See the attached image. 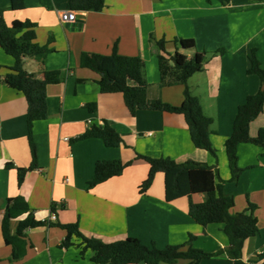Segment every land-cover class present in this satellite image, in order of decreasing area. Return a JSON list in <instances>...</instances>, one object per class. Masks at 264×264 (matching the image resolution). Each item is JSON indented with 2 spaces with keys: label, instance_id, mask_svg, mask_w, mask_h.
Instances as JSON below:
<instances>
[{
  "label": "crops",
  "instance_id": "crops-1",
  "mask_svg": "<svg viewBox=\"0 0 264 264\" xmlns=\"http://www.w3.org/2000/svg\"><path fill=\"white\" fill-rule=\"evenodd\" d=\"M25 1L24 9L13 10L11 0H0L6 23H35L36 42L42 46L49 43L53 49L42 61L26 58L25 69L37 80L44 79V70L62 71L66 78L47 88L48 118L36 121L33 127L38 166L27 173L19 187L17 168H28L32 163L28 104L21 92L4 83L15 61L0 48V209L9 199L21 196L36 219L48 221L56 205V222L78 221L85 236L105 243L135 237L160 249L187 244V249L191 246L213 254L229 246L224 226L204 228L196 223L189 215L187 198L168 202L162 173L146 192H140L150 166L136 159L138 154L194 161L218 171L224 193L235 198L232 213L247 210L249 203L257 206L259 233L246 240L243 260L264 264V149L252 143L239 145L242 173L237 182L231 181L225 149L239 107L261 89L260 78L248 70L253 51L264 68V0H229L227 4L218 0H105L101 12L76 11V20L67 22L61 16L71 10L68 0ZM176 38L194 39L196 48L184 50ZM160 40H165L168 55L181 52L192 58L196 53L205 54L202 72L193 75L188 86L213 120L215 134L210 139L218 157L194 146L183 115L139 110L133 117L122 93L104 81L105 74L91 67L97 66L115 80V56L136 60L134 72L128 74L129 85L145 82L148 99L180 106L185 86L161 84ZM104 121L121 135L124 145L107 147L99 138L76 140L91 126L102 127ZM262 128L264 109L251 125V136L256 137ZM102 160L132 164L121 176L90 189L96 163ZM206 200L205 194L193 197L196 203ZM2 219L1 214L0 264H94L91 253L82 258L76 246L61 248L66 230L48 225L27 231V254L14 261L12 248L6 246L2 235ZM17 225V221L12 222V233ZM190 235L195 239L188 243ZM200 264L234 262L219 255Z\"/></svg>",
  "mask_w": 264,
  "mask_h": 264
},
{
  "label": "trees",
  "instance_id": "trees-1",
  "mask_svg": "<svg viewBox=\"0 0 264 264\" xmlns=\"http://www.w3.org/2000/svg\"><path fill=\"white\" fill-rule=\"evenodd\" d=\"M212 0H208L211 2ZM227 4L229 0H218ZM68 8L74 11L101 12L105 8V0H68ZM26 7L25 0H11L13 10H22ZM37 25L31 21H15L8 25L4 19V11L0 9V48L14 58V66L9 68L5 75L4 83L21 92L28 104L27 128L28 141L32 155V163L28 168H17L18 185H23L26 175L38 166L37 146L33 138V127L36 121L48 118L47 88L49 85L64 82L66 75L62 71L44 70V79H33L25 69V59L34 58L44 60L53 49L47 45L36 42ZM178 44L184 50H194V39L176 38ZM51 43V42H50ZM165 40L158 41L160 80L163 86L181 84L185 86L184 102L180 106H174L161 100H150L146 96L145 82L141 86H130L128 74L134 72L136 60L125 57H114L116 65V79H111L97 66L91 67L104 75L106 83L113 84L123 95L124 102L130 114L134 117L139 110H155L172 114H180L185 117L191 140L197 149L206 150L218 157V152L211 142L213 120L203 110L198 97L194 96L188 86L189 79L196 73L202 72L205 54L196 53L192 58L176 52L168 55L165 50ZM251 67L249 74H255L260 78L261 89L249 96L246 103L238 109L231 137L225 142L231 170V181L237 182L242 173L238 166V147L240 144L252 143L264 149V128L260 129L256 137L250 134L252 123L260 116L264 109V68L256 57L255 51L250 56ZM143 64L140 63L142 69ZM1 71V66H0ZM1 77V76H0ZM94 110V105H89ZM99 138L107 147H120L124 145L121 135L107 121L102 127L91 126L80 139ZM136 159L148 162L150 168L146 180L140 186V192H146L154 182L157 174L165 177L166 200L172 202L181 198L189 200V215L199 225L206 228L210 224H222L223 231L229 239L226 249L210 254L193 247L184 245H168L162 249L155 244L146 245L140 239L128 237L112 243H105L100 239L87 237L81 230L79 222L61 224L56 221H41L36 219L28 202L21 196L11 198L6 207L1 210L2 235L6 246L12 248V259H23L30 247L27 239V231L41 226L59 227L66 230L67 235L61 244V248L78 247L80 256L84 258L91 253L90 261L94 264H176L180 260L188 261V264H200L202 260L219 255H226L234 264H249L243 260V248L246 240L259 233L258 219L255 216L257 206L249 203L248 209L232 213L235 206V198L224 193V184L220 180L217 170L213 167L194 161L177 162L170 158H151L138 154ZM131 162L124 163L120 160H102L96 163L93 179L88 183L89 188L102 184L109 179L121 176L131 166ZM205 194L207 200L196 203L193 197ZM63 208V206L61 207ZM52 212H57V206L53 205ZM17 221L15 233H12L11 225ZM195 236L190 235L191 243Z\"/></svg>",
  "mask_w": 264,
  "mask_h": 264
},
{
  "label": "built area",
  "instance_id": "built-area-1",
  "mask_svg": "<svg viewBox=\"0 0 264 264\" xmlns=\"http://www.w3.org/2000/svg\"><path fill=\"white\" fill-rule=\"evenodd\" d=\"M61 17H62V21H65V22L74 21V20H76L77 12L73 11V10H68V11H65ZM48 221H53V222L56 221V213L55 212H52Z\"/></svg>",
  "mask_w": 264,
  "mask_h": 264
}]
</instances>
